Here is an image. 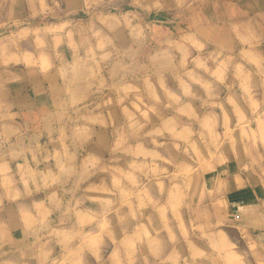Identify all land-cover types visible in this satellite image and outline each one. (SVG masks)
Masks as SVG:
<instances>
[{
	"label": "rangeland",
	"instance_id": "1",
	"mask_svg": "<svg viewBox=\"0 0 264 264\" xmlns=\"http://www.w3.org/2000/svg\"><path fill=\"white\" fill-rule=\"evenodd\" d=\"M25 26L2 38L34 47L7 62L77 83L75 210L90 254L264 264V0H96Z\"/></svg>",
	"mask_w": 264,
	"mask_h": 264
},
{
	"label": "crops",
	"instance_id": "2",
	"mask_svg": "<svg viewBox=\"0 0 264 264\" xmlns=\"http://www.w3.org/2000/svg\"><path fill=\"white\" fill-rule=\"evenodd\" d=\"M91 1L0 0V48L10 49L9 55L0 50V264H129L124 247L99 259L78 240L77 83L54 71L32 77L33 67L7 62L18 46L33 48L34 41L2 38L22 30L17 23L55 25ZM81 126L79 132L88 128ZM102 209L96 207L98 215Z\"/></svg>",
	"mask_w": 264,
	"mask_h": 264
},
{
	"label": "bare ground",
	"instance_id": "3",
	"mask_svg": "<svg viewBox=\"0 0 264 264\" xmlns=\"http://www.w3.org/2000/svg\"><path fill=\"white\" fill-rule=\"evenodd\" d=\"M101 185V184H100ZM252 245V244H251Z\"/></svg>",
	"mask_w": 264,
	"mask_h": 264
}]
</instances>
